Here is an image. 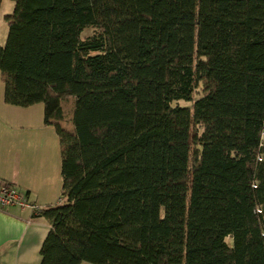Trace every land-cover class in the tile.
<instances>
[{"label":"trees","instance_id":"obj_1","mask_svg":"<svg viewBox=\"0 0 264 264\" xmlns=\"http://www.w3.org/2000/svg\"><path fill=\"white\" fill-rule=\"evenodd\" d=\"M12 1L5 101L62 148L40 264H264V0Z\"/></svg>","mask_w":264,"mask_h":264},{"label":"crops","instance_id":"obj_2","mask_svg":"<svg viewBox=\"0 0 264 264\" xmlns=\"http://www.w3.org/2000/svg\"><path fill=\"white\" fill-rule=\"evenodd\" d=\"M13 8L12 0H0V45L7 39L6 15ZM0 178L15 182L40 209L63 201L61 142L55 125L46 123L45 104L7 103L1 78ZM49 230L47 219L30 206L0 208V264H40L41 247Z\"/></svg>","mask_w":264,"mask_h":264},{"label":"built area","instance_id":"obj_3","mask_svg":"<svg viewBox=\"0 0 264 264\" xmlns=\"http://www.w3.org/2000/svg\"><path fill=\"white\" fill-rule=\"evenodd\" d=\"M13 205L30 206L36 209L37 212L41 210L37 204L29 202L26 194L21 191L15 182L0 178V208L6 209Z\"/></svg>","mask_w":264,"mask_h":264},{"label":"rangeland","instance_id":"obj_4","mask_svg":"<svg viewBox=\"0 0 264 264\" xmlns=\"http://www.w3.org/2000/svg\"><path fill=\"white\" fill-rule=\"evenodd\" d=\"M96 29H94L93 27H88L83 31V37H87V36H91L95 33ZM199 97V93L197 92L195 94V98ZM179 104V105H183V106H192L193 102L192 101H184V100H180V101H176L174 102V105ZM226 241L228 242V244H232V238L230 236H228L226 238Z\"/></svg>","mask_w":264,"mask_h":264}]
</instances>
